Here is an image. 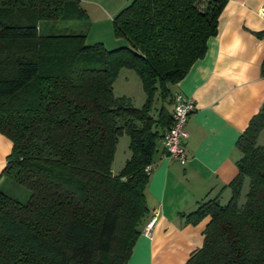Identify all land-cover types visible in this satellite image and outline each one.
Masks as SVG:
<instances>
[{
  "label": "trees",
  "instance_id": "trees-1",
  "mask_svg": "<svg viewBox=\"0 0 264 264\" xmlns=\"http://www.w3.org/2000/svg\"><path fill=\"white\" fill-rule=\"evenodd\" d=\"M228 1L132 0L112 22L129 46L108 50L86 44L79 0H0V134L11 142L0 264H127L148 215L145 169L172 124L170 88L205 55ZM122 69L141 82L140 108L113 93ZM263 129L264 103L236 142L229 201L181 214L193 226L209 218L185 264H264ZM124 134L131 156L113 175Z\"/></svg>",
  "mask_w": 264,
  "mask_h": 264
},
{
  "label": "crops",
  "instance_id": "crops-1",
  "mask_svg": "<svg viewBox=\"0 0 264 264\" xmlns=\"http://www.w3.org/2000/svg\"><path fill=\"white\" fill-rule=\"evenodd\" d=\"M79 1L88 16L87 45L107 44L108 50L129 46L124 38H115L112 22L132 0ZM263 60L264 0H229L205 55L170 88L171 93L194 101V112L185 124L187 161L181 165L167 159L162 139L156 142L145 190L148 215L143 227L155 214L156 221L150 238L141 233L127 264H185L201 248L209 218L193 226L181 214L209 200L216 199L221 205L229 201L228 185L241 157L236 142L264 103ZM125 97L136 104L135 97ZM10 151L11 142L0 134V174ZM116 153L117 149L113 162ZM130 156V150L124 153L120 170Z\"/></svg>",
  "mask_w": 264,
  "mask_h": 264
},
{
  "label": "built area",
  "instance_id": "built-area-1",
  "mask_svg": "<svg viewBox=\"0 0 264 264\" xmlns=\"http://www.w3.org/2000/svg\"><path fill=\"white\" fill-rule=\"evenodd\" d=\"M194 109V101L191 98H188L181 93L173 94L171 105L172 124L164 133L162 143L166 152V158L177 161L181 165H184L187 161L184 149V141L187 137L185 124L188 117L194 112ZM152 168L153 165L147 166L145 172L150 174ZM156 216L157 214H155L142 230V234L149 238L152 236Z\"/></svg>",
  "mask_w": 264,
  "mask_h": 264
},
{
  "label": "rangeland",
  "instance_id": "rangeland-1",
  "mask_svg": "<svg viewBox=\"0 0 264 264\" xmlns=\"http://www.w3.org/2000/svg\"><path fill=\"white\" fill-rule=\"evenodd\" d=\"M104 47L109 49L108 48L109 46H107V44L104 45ZM113 93L117 97L126 96V95H131L135 97V100L137 102L136 104L133 103V105L136 108L142 107L144 103V94L142 93L141 82L137 77V75L132 70L129 69H122L120 71V73L117 76V79L113 84ZM141 99H142V103L139 102L141 101ZM128 143H129V137L125 134L118 139V144L116 146L117 149L116 158L111 165V172H113L114 175H117L118 172L120 171V167L124 162V153L129 151ZM257 144L260 146H264V131L260 135V137L257 138ZM247 188H248V181L246 180L241 194V203L244 202L245 200V193L247 191ZM8 191H10L9 193H11V195L18 197L21 202H25L29 196V193L27 191L17 187L14 188L12 187V189Z\"/></svg>",
  "mask_w": 264,
  "mask_h": 264
}]
</instances>
